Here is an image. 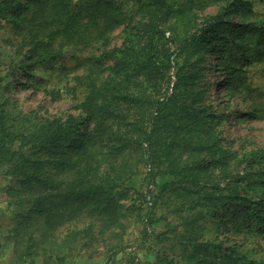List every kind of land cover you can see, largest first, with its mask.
<instances>
[{
  "label": "trees",
  "instance_id": "1",
  "mask_svg": "<svg viewBox=\"0 0 264 264\" xmlns=\"http://www.w3.org/2000/svg\"><path fill=\"white\" fill-rule=\"evenodd\" d=\"M132 1L139 6L130 14L119 0H0V19L13 21L17 36L12 56L21 61L8 68L10 84L0 77V168L18 179L7 188L12 204L31 207L23 222L43 219L7 240L22 246V258L43 264L64 263L89 243L115 257L125 249V221L143 204L149 218L160 202L178 223L158 239L176 237L181 250L158 264H264L233 248L217 260L210 252L220 248L205 240V221L233 208L264 235V147L239 155L210 138L216 114L205 102L201 69L220 50L224 87L239 91L244 67L264 62V16L251 0ZM214 6V14L198 15ZM120 29L122 43L112 46ZM78 46L92 49L75 77L85 91L79 113L17 127L8 86L39 91L37 70ZM142 168L148 192L127 204Z\"/></svg>",
  "mask_w": 264,
  "mask_h": 264
},
{
  "label": "rangeland",
  "instance_id": "2",
  "mask_svg": "<svg viewBox=\"0 0 264 264\" xmlns=\"http://www.w3.org/2000/svg\"><path fill=\"white\" fill-rule=\"evenodd\" d=\"M119 1L124 4L126 12L131 14L138 11L139 4L136 1ZM190 1L176 0L180 5ZM251 1L255 11L264 16V0ZM217 9V6L210 7L205 12L200 11L198 15L203 17L214 14ZM121 33L122 29L113 34L112 46L121 45ZM16 39L13 21L0 19V77L6 78V83L9 84L12 79L7 77L8 68L12 63L21 65V61L12 56V48L9 44ZM90 50L92 49L88 50L82 46L67 47L61 59L39 68L37 75L44 79L39 91L34 87L30 90L20 89L16 84L8 86L6 97L10 100V109L16 118L17 127L32 128L37 122L36 117L79 113L77 106L84 99L85 91L83 87L77 85L75 77L83 73L81 63ZM220 54V50L214 55L208 53L205 56V62L201 65L204 80L202 84L204 89L208 90L205 102L212 106L211 109L216 114V120H211L215 128L213 129L214 135L210 138H214L217 143L221 142L223 147L243 155L247 151L264 147V62L256 60L246 65L243 86L239 91L232 93L229 87H224L225 70L218 66ZM17 79L20 80L21 77ZM205 138L207 139V136ZM236 163L237 160L233 162L231 170L235 169ZM6 171V166L0 168V264H43L42 259L33 261L30 257L22 258V246L18 247L12 240H7L10 234H15L16 229H22L27 225L33 226L31 231H35V227L43 224V219L34 217L32 220L24 221L26 223L24 224L21 215L30 212L31 207L29 205L17 207L12 204L13 200L8 195L7 188L18 186V179L7 177ZM258 180L259 177L255 176L247 180V183H254ZM130 185L131 191L125 203L131 204L132 201H136L140 204V195L146 194L149 187L146 169L142 168L140 174L131 179ZM152 187V196L156 197L160 189L158 186L157 188ZM147 211V205L143 204L141 210L125 221L127 226L123 242L125 249L115 257H112L102 243H95L92 246H89L91 245L89 243L86 247L79 244L66 262L54 261L52 264H158L159 258H167L175 252H180L181 248L178 246L180 242L176 237L174 239L169 234V237L173 238L165 241L160 240L164 236L159 235L166 233L170 226L178 223L176 216L171 214L172 209H168L167 205L159 202L149 218ZM230 212L221 218H210L205 221V240H211L214 246L217 245L220 248L219 250L212 249L210 253L217 254V260H219L227 248H233L251 259L262 260L264 258V235L261 236L258 233L257 223L249 222L250 220L242 215L243 209L239 211L233 208ZM80 226L83 227L82 224ZM180 234L181 232L178 235Z\"/></svg>",
  "mask_w": 264,
  "mask_h": 264
}]
</instances>
